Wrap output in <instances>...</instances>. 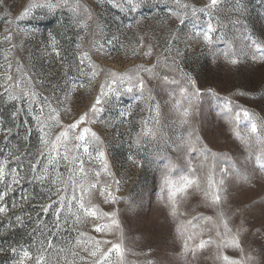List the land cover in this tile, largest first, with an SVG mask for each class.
I'll return each mask as SVG.
<instances>
[{
	"label": "rangeland",
	"instance_id": "obj_1",
	"mask_svg": "<svg viewBox=\"0 0 264 264\" xmlns=\"http://www.w3.org/2000/svg\"><path fill=\"white\" fill-rule=\"evenodd\" d=\"M134 2L139 7L130 11L123 0H79L92 15L84 30L68 8L50 10L46 6L58 0H0V65L11 62L14 74L19 67L31 76L38 100L48 98L45 115L50 111L49 104L59 112L60 124L50 130L45 128L49 138L54 139L87 113L85 121L69 136L79 134L84 127L96 134L98 139L90 151L93 156V148L105 152L112 175L102 172L100 181L101 185L106 181L111 186L109 190L117 200L108 198L105 203L106 197L92 190L90 196L85 195V202L90 200L100 212H115L119 221V228L100 233L94 224L109 223L108 217H86L76 223L65 208L59 229L54 226L59 204L53 202L60 196L67 200L72 191H63V183L51 181L57 176L67 181L69 172L60 161L58 171L49 165L45 174L43 157L37 171L30 170L29 161L35 162L34 157L42 148L41 132L34 119L37 112L28 114V108L37 109V104L8 100L7 84L0 78V127L12 129L7 139L0 132V161L7 159L6 171L15 169L21 178L19 184L13 185L14 191L0 202L8 208L7 213L0 214V264L19 261L23 250L32 255L25 264H37L38 256L44 257L42 264H66L72 260L75 264H93L90 238L109 241L101 245L104 249L111 244L121 245L122 257L113 252L110 264H223L218 259L220 255L237 260L251 256L250 264H264V170L256 163L257 155L264 157V144L256 143V137L250 136V122L242 115L247 110L258 124L264 122V52L260 51L264 49V0H220L212 14L217 31L211 42L196 35L206 28V14L197 12L192 16L193 9L204 8L208 0H180L187 9L178 8L174 0ZM29 4L45 6L34 7L21 18ZM170 8L179 16H187L183 25L170 14ZM8 32L12 33L11 41L5 40ZM50 37H55L59 55L53 52ZM140 38L145 45L153 46L152 55L144 54L147 48L141 47ZM169 40L173 41L170 53L166 51ZM77 43L81 44L79 50ZM78 51H88L91 57L82 70L77 68ZM232 59L238 62L232 64ZM154 65V73L141 72L148 86L142 97L137 99L139 93L127 94L121 89V95L111 94L108 103H103L105 70L123 75L137 67ZM92 66L98 73L95 77L90 75ZM4 70L0 68V74ZM164 75L169 83L159 78ZM182 88L188 94L198 89L199 95L182 97ZM97 96L102 99L98 107L104 110L93 114L91 106ZM178 99L189 109L187 117L182 114L183 108L175 106ZM156 104L158 125L153 122ZM18 108L21 111L13 120L11 114ZM122 111L130 114L121 116ZM237 112L241 113L239 119ZM142 122L156 128L159 134L140 137L136 143L144 127ZM259 135L264 137V131ZM74 143L72 139L66 142L69 160L82 156L92 180V172L101 171L100 162L87 163L88 156L82 150L75 151ZM205 147L207 151H203ZM60 151L64 152L63 146ZM186 176L195 179L196 184L177 194V210L173 214L165 178L179 182ZM210 176L217 184L224 181L218 205L211 202L216 186L209 188ZM8 182L11 183V176ZM3 187L0 184V189ZM47 205L52 207L43 212L42 207ZM221 212L229 222L231 235L238 236L243 252L240 248L218 247L224 236L222 226L221 237L215 235L214 226ZM210 237L213 243L196 249L195 256L192 251H185L186 243L189 249H195L201 239ZM77 240L81 243L77 244Z\"/></svg>",
	"mask_w": 264,
	"mask_h": 264
},
{
	"label": "snow or ice",
	"instance_id": "obj_2",
	"mask_svg": "<svg viewBox=\"0 0 264 264\" xmlns=\"http://www.w3.org/2000/svg\"><path fill=\"white\" fill-rule=\"evenodd\" d=\"M123 3L127 5L128 9L130 11H135L137 7H139V4L134 2V0H123ZM174 3L178 6V8L187 9L186 4H181L180 0H174ZM220 3V0H208L207 5L204 8L201 9H193L192 16H196L197 12L205 13L208 19L206 20V28L202 31H198L196 33L197 36L202 35L203 39L206 42H211L212 40V34L217 31V28L214 27L212 23L213 19V11L217 8L218 4ZM45 5H35V4H29L27 7L24 8L21 18L23 16H27L31 13L32 9L34 7H43ZM50 10L57 8V7H66L73 13V17L75 22L80 26L82 29L87 30L88 28V21L92 19L91 13L88 11V9L84 6H82L79 3V0H58V3L51 4L48 3L46 5ZM117 7H120V4L116 5ZM169 12L173 16H177L179 19V22L181 25L185 23V20L187 18L186 15L179 16L177 12L172 11V9H169ZM198 21V17H197ZM12 39V33L8 32V35L5 37V40L11 41ZM51 43L53 45V52H55L57 55H59V52L56 51V40L55 37H50ZM173 41L169 40L167 43L169 44V47L166 49L167 52H171V43ZM255 44V42H253ZM140 45L141 47H146L147 51L144 53L147 56L152 55L153 46L152 45H145L143 38H140ZM76 48L79 50L81 48V44L77 43ZM257 48L259 46L257 45ZM260 51L264 52V49H260ZM177 55L179 52L177 51ZM227 55V54H226ZM77 56L79 59V64L77 65L78 70H82V67L85 65V61H91V57L89 56L88 51H78ZM168 57H165V61H167ZM5 61H8L7 55L5 56ZM232 64H236L238 61L236 59H232L230 61ZM172 63H175V58H172ZM0 68L5 69L2 74H0V78H2L5 83L7 84V87H5V93L8 96V100L15 101V100H27L30 103H36L37 109H33L32 107L28 108V114L31 115L34 111L37 112V114L34 116V119L37 121V124L39 126V130L41 132L40 136V143H41V150L38 151L34 157L35 162L29 161V168L32 172H36L39 165H41L42 160L41 157L46 160V163H44L43 171L45 174L48 173V166H52L53 171H58V164L60 161L64 162V167L69 172V177L67 181H62L60 176H57L56 179H53L51 182L52 184H56L58 182H61L64 184L63 191H68L70 188L72 191V195L70 198H66L64 196H60L58 201H54L53 203H58L59 207L55 209L54 215L56 216V223L55 227L59 229V221L61 218L62 211L66 208L69 213H71L75 219L76 223L81 222L86 217H93V218H103L108 217L110 222L104 223V224H94V228L96 232L105 233L109 232L113 229V227L119 228V221L116 219L115 212L113 213H103L100 212L98 208H96L94 205L91 204V201L89 200L87 203L85 202V195L88 196L91 195L92 190H98L99 194L102 196H105V203L109 202L108 198H111L112 202H115L117 200V197H115L112 192L109 190L110 185L107 184L105 181L101 185L100 177L101 173H105L108 176H111V172L109 170L108 162L106 159V154L103 150L98 148H93V151L95 152V156H93V152L90 151V146H92L93 141L97 140L96 134L94 132H91V129L88 127H84L82 130L79 131V134H76L72 137L69 136L70 131L76 130L78 126L85 121V118L87 116V113L82 115L79 120L76 122L68 125L66 128L61 130L58 134L55 135L54 139L49 138V132L45 131V128L51 129L52 127L59 125V112L52 108L49 104V113L47 115L44 114V106L48 103V98H44L43 102L39 101L37 96L38 94L33 91L32 89V78L27 73H22L20 68L18 67L16 69V74L12 71V64L11 62H7L6 65H0ZM156 68V65H154L152 68H143L137 67L134 69L129 70L128 73H125L123 75H118L116 73L107 72L105 70V84L101 85V92L104 96L103 103H108V98L111 94H115L116 96L121 95V89L123 90V93L127 94H133V93H139V95L136 97L139 99L143 96L144 92L148 90V86L146 84L145 78L141 75V72L145 73H154V70ZM97 71L95 70V67L92 66V71L90 75L92 77H95L97 75ZM162 79L163 82L169 83V78L167 75H164L162 77H159ZM170 83H175V81H171ZM189 83H193L191 80H189ZM3 86V85H0ZM105 88L107 91H105ZM150 91V90H149ZM181 96L186 95H199V90L194 89V92L192 94H188L186 88H182L180 90ZM149 99H152L149 97ZM102 104L101 96H97L95 99V103L91 106V111L93 114L102 112L104 109L102 107H98ZM175 106L177 108H183V116L187 117L189 115V109L184 108L181 104V101L178 99L175 101ZM227 107V106H226ZM231 109L229 108V111ZM21 109H16V111L12 112V118L15 120V118L19 115ZM152 111V109H150ZM155 112L156 117L154 119V124H159V104L155 105ZM130 112L122 111L120 113L121 116H127ZM242 115L246 121L250 122V129L249 134L250 136L256 137V143L258 144H264V137H261L259 133L261 131H264V122L257 123L256 120L252 117V115L247 111L243 110ZM237 119L241 116L240 112L236 113ZM43 117V118H42ZM187 122L186 120L184 121ZM144 123V127L142 128L141 133L138 135L136 143L140 142V137H156L159 133L156 128H150L147 126V122ZM0 132H3L4 138L7 139L9 135L12 133L11 128H4L0 127ZM191 135L192 133H188L189 143H191ZM72 139L75 141L73 147L75 151L80 152L82 150L83 154H86L88 156L87 163L92 164L93 161H99L101 166V171H93L92 176L93 179L90 180L88 178V172L85 168L86 161L83 159L82 156H72V159L69 160V149L66 146V142ZM198 139V138H197ZM64 147V152L61 153L60 148ZM203 151H207V148L205 147ZM215 156V154H213ZM12 159H18L17 157L13 156ZM131 159V157H130ZM9 161L7 159L0 161V184H3V189H0V202L5 200V197L7 195L14 191L13 185L20 183V177L19 172L15 169H9L6 171V168L8 167ZM256 163L257 166L264 170V157L261 155L256 156ZM221 171H226L222 169ZM11 176V183L8 182V177ZM62 176V174H61ZM38 179L42 177H37ZM241 179L248 180L247 176H242ZM116 183H119L116 181ZM224 181L220 180L217 184L216 181L212 179L210 176L208 178V186L209 188H213V186H216V190L211 193V202L213 204H220L221 203V188ZM196 184V180L189 178V177H182L179 182H173L169 180L167 177L165 178V186L169 189V200L172 203V212L173 214L176 213V196L178 193L186 192L187 189L191 186ZM98 185H101L98 188ZM77 189H79V195H77ZM58 191H60L58 189ZM206 196L209 195L208 192L205 193ZM15 206V205H14ZM52 207V205H47L42 207L43 212H48L49 209ZM73 208H75V211H73ZM8 208L6 205L0 204V214L7 213ZM206 221H211V217H204ZM17 220H20V217H17ZM221 226H222V232L224 236V240L222 245H218V247H235L240 248L241 252H243V249L241 248L240 240L238 236L231 235L232 229L229 227V222L224 217V213L221 212L219 214V220L214 226L216 228L215 235L217 237L222 236L221 232ZM89 242L92 244V250L89 252L90 257L93 259V264H110L111 261V254L115 252L117 257H122L123 250L121 249L120 244H111V247H108L107 249H104L101 247V245H107L110 242L107 240H92L89 239ZM81 241L77 240V244H80ZM213 243L211 237L208 240L201 239L199 244L196 246L195 249H189L187 243L185 244V251H192L193 256L196 254V249H203L207 245ZM48 245L51 247V240H48ZM13 252H16L17 249H12ZM87 251V249H85ZM73 257H75L77 254L75 252L72 253ZM32 255L28 250H23V254L19 261L14 262V264H25V260L31 259ZM37 264H42V261L44 260L43 256H38L37 258ZM81 259H84L81 257ZM218 259H220L223 264H250L252 261L251 256H246L243 260H237V259H231L227 255H220L218 256ZM66 264H75V260L67 261Z\"/></svg>",
	"mask_w": 264,
	"mask_h": 264
}]
</instances>
